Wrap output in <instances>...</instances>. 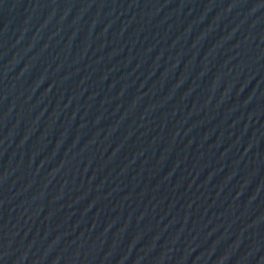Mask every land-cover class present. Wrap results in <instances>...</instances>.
<instances>
[{"label":"water","instance_id":"1","mask_svg":"<svg viewBox=\"0 0 264 264\" xmlns=\"http://www.w3.org/2000/svg\"><path fill=\"white\" fill-rule=\"evenodd\" d=\"M230 0H0V125Z\"/></svg>","mask_w":264,"mask_h":264}]
</instances>
